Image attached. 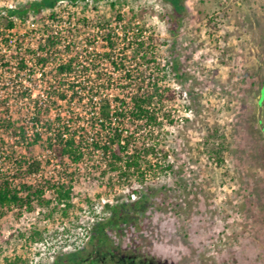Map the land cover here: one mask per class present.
I'll list each match as a JSON object with an SVG mask.
<instances>
[{
	"label": "rangeland",
	"instance_id": "1",
	"mask_svg": "<svg viewBox=\"0 0 264 264\" xmlns=\"http://www.w3.org/2000/svg\"><path fill=\"white\" fill-rule=\"evenodd\" d=\"M172 1L102 0L84 11L109 29L144 31L153 39L165 66L151 74L163 82L168 100L164 129L154 136L167 156L164 168L129 198L116 180L95 175L96 163L81 168L66 163L60 173L73 178L75 210L69 218L51 214L57 205L51 189L46 195L51 207L35 204L32 212H8L0 218L1 264H70L72 257H87L95 250L94 225L107 223L116 204L140 199V210L128 205L127 222L106 229L94 258L103 252L106 264L122 258L152 264H264V133L258 120L264 0H182L183 12ZM68 109L58 106L51 120ZM71 116L63 121H82ZM47 149L44 141L24 155L48 159ZM53 171L46 164L48 177L34 184H56L49 177ZM36 230L41 238H34Z\"/></svg>",
	"mask_w": 264,
	"mask_h": 264
},
{
	"label": "built area",
	"instance_id": "2",
	"mask_svg": "<svg viewBox=\"0 0 264 264\" xmlns=\"http://www.w3.org/2000/svg\"><path fill=\"white\" fill-rule=\"evenodd\" d=\"M30 1L35 0H25V2H22V0H0V57L4 58L0 62V90L5 94L3 98H0V168L6 175L8 174L6 168H11L12 172L9 173L11 178H14L18 165L24 163V153L28 152V141L22 139L21 130L14 132L12 129H7L6 125L7 123H15L18 128L25 127L27 140L31 139L33 141L36 134H42L41 141L36 143L34 147L44 141L48 144L47 140L52 137L54 130L46 131L43 123L38 125L35 122L33 106L37 100L45 102L48 99L47 90H49V86L58 85L60 82L110 86V99L123 98L124 96L121 92L123 87L115 88V85H123L124 87L130 85L129 90L131 91L133 87L142 83L147 86L156 83L159 88L164 90L163 82L160 79L157 80V75L151 74V72L160 71V69L162 71L165 66L161 64L162 60L158 58L155 52L156 49L153 47L151 36H146L147 33L144 31L135 33L127 29L121 32L112 28L109 29L110 26L104 25L100 18H90L85 14V10L91 9L93 6L96 7L102 3V0L98 3L86 0L75 5L68 1H61L53 10L46 9L43 12V16L46 19L42 22H39L32 12L29 13L27 22H23L18 16L11 14V12L16 11ZM52 12L56 13L55 19L49 18ZM10 22L13 23L11 28L8 27ZM124 23L122 18L119 19L120 29H123ZM24 27H26V30L23 31ZM137 35H140L138 40L136 39ZM109 36H111L110 41L108 40ZM50 37H57L60 41L55 49L46 47V41ZM110 42H114V47L110 45ZM137 42H143L145 46L139 48ZM120 45L123 46L121 49L118 48ZM41 56L48 58V62L38 64V57ZM72 58L76 59L74 67L79 72L72 77L56 78L55 69L61 63H66ZM22 61L26 64L24 70H20L19 67ZM138 62L141 63L139 67H137ZM115 75L119 77V80L112 78ZM14 86H18V90L23 86V89L26 88L28 90V94L22 96V94L18 93L21 90H14ZM38 88L39 96L35 94ZM115 91L118 92L117 96L112 94ZM94 101L97 100L95 99ZM167 101L166 99L164 100L162 112L159 116V122L162 123V127L156 130L147 127L136 133L138 137L143 136L142 138L148 140L149 145L152 144V141L157 142L159 138L154 136L160 137L164 129L165 115L163 114V109ZM59 102L61 106H66L63 101ZM88 103L89 100L84 99L83 104H85V107ZM153 106L159 108L158 106L160 105L157 104V99H155V105ZM15 107H18V110ZM72 108H69L65 114L62 112V117L64 115H72L71 117L73 118L80 115L82 121L79 124L83 126H86L94 115L93 112H86V109L82 111L79 107L74 106ZM55 109H53L52 114H54ZM74 113L76 116L73 115ZM52 114L48 119L51 122H55L57 118L51 120ZM62 117V123H76L63 121L65 118ZM143 123L144 121L142 120L136 121L133 126H130L131 123H129L130 128L127 130L134 132L136 127ZM86 137L89 140L92 139L93 133L88 134ZM47 150V154L50 157L48 159L47 156H44L43 159L26 158L25 162L33 163L36 161L40 163L39 171L27 177V179L33 180V182L29 183L34 184L37 179L48 177L47 173H43L46 164L53 166L56 170L49 173L51 179H55L57 183L61 181L62 184H69L67 178L60 173L66 163H71L80 168L84 164L96 163L97 169L95 171H97V174L95 175L109 178V180L113 181L116 180L119 183L118 187L127 196L129 194V198L134 197V194H138L135 193L138 190L136 186L144 187L146 181L160 174V169L164 168L165 158L167 157L160 152L158 144L155 153L147 157V162H142V170L145 171L144 177L135 175L129 178H121L117 172L110 170L108 162L102 159L101 151H91L90 153H92L93 157L90 159L85 158L80 164H73L68 158H65L64 163H61L49 146ZM13 151L15 154H12ZM26 167L27 165L22 169V172L26 170ZM104 172L106 173L105 176L103 175ZM59 174L61 176H58ZM22 179L23 176L15 180L19 183ZM50 193L51 191L48 190L46 195ZM53 196H55L54 193Z\"/></svg>",
	"mask_w": 264,
	"mask_h": 264
},
{
	"label": "trees",
	"instance_id": "3",
	"mask_svg": "<svg viewBox=\"0 0 264 264\" xmlns=\"http://www.w3.org/2000/svg\"><path fill=\"white\" fill-rule=\"evenodd\" d=\"M61 1H68L75 5L86 0H35L26 3L16 11L11 12V14L21 18L23 22H27L29 13L32 12L37 20L42 22L46 19L43 16V12L46 9L53 10ZM92 1L98 3L101 0ZM49 18L55 19L56 13L52 12ZM119 19H121L120 16ZM8 27H13V23L10 22ZM139 37L140 35H137L136 39L138 40ZM110 39L111 36H109L108 40L110 41ZM151 41H153L152 38ZM59 43L60 41L57 37H50L46 41V47L55 49ZM110 45L114 47V42H110ZM137 46L143 48L145 43L137 42ZM3 60L4 58L0 57V62ZM46 62H48V58L38 57V64H45ZM75 62L76 59L72 58L66 63H61L55 69L56 78H66L76 75L79 71L74 67ZM19 67L20 70H24L26 68L25 62H20ZM84 73L86 72L84 71ZM13 89L18 90V86H14ZM129 89L130 85L123 87L121 91L124 95L123 98L110 99V86L104 87L77 83L66 84L61 82L58 85L49 86V90H47L48 99L45 102L37 100L34 103V120L38 125L43 123L46 131L54 130L52 137H49L47 140L48 146L61 163H64L65 158H68L73 164H80L85 158L90 159L93 157L92 153H90L91 151H101L102 159L108 162L110 170L117 172L119 177L129 178L135 175L144 177L145 171L142 170V162H147V157L155 153L158 144L152 141V144L149 145L148 140L142 138L143 136L138 137L136 133L147 127L154 130L162 127V123L159 122V116L162 112L166 94L165 90L159 88L156 83L150 86L142 83L133 87L131 91ZM19 90L21 91L18 93L22 94V96L28 94V90L26 88L23 89V86ZM127 90L128 92H126ZM171 96L173 97L174 95L171 93ZM84 99L89 100L86 107L83 104ZM95 99L97 101H94ZM155 99H157V104L160 105L158 106L159 108L153 106L155 105ZM59 101H63V104L70 109H73L72 107L75 106L81 108L82 111L86 109V112H93L94 115L86 126L79 124V122L74 124L70 122L62 123V112H59L55 122H51L48 117L52 114L54 108L61 106ZM78 117L80 118V115ZM141 120L144 123L140 126L136 125L137 127L134 132L127 130L131 125H135L136 121ZM129 123H131L130 126ZM6 127L7 129H12L14 132L21 130L22 139L28 141V152L42 139V134H36L33 141L31 139L27 140L26 128H18L15 123H7ZM91 133H93V138L89 140L86 136ZM12 154H15V152L13 151ZM26 165V170L22 172V169ZM150 166L152 168V164ZM39 168V162H24L18 165L14 178H11L10 174L6 175L2 171V168H0V218H3L13 209L32 212L35 204L51 207L53 202L46 196V192L51 189L57 201V205L54 206V210L51 211L53 213L51 214L60 212L61 217L69 218L70 213L76 208L73 204V186L70 182L72 178L67 176L69 184H62L61 181L56 184H51V181L39 184L27 182V177L39 171ZM103 175L105 176L106 173L104 172ZM22 176L24 177V181L16 184L15 179ZM142 203V199H140L131 204L121 203L111 207L112 218L107 223H97L93 227L97 234L95 239L91 240V244L95 248L94 251H96L98 243L106 241L104 234L107 228L127 222L126 213L129 212L128 205L134 210H140L143 207ZM62 205H65V207L62 208ZM35 236L41 238L43 233L40 230H36L34 238ZM94 251L89 253L87 257L70 258V264H106L105 253L100 252V258H94L93 256L96 253Z\"/></svg>",
	"mask_w": 264,
	"mask_h": 264
},
{
	"label": "flooded vegetation",
	"instance_id": "4",
	"mask_svg": "<svg viewBox=\"0 0 264 264\" xmlns=\"http://www.w3.org/2000/svg\"><path fill=\"white\" fill-rule=\"evenodd\" d=\"M172 2L175 5L177 4L176 7H177V10L179 12H183L184 11V8H181L182 0H173ZM120 262L122 264H152L151 261L145 260V259H140V258L139 259H137V258H128V259L122 258L120 260Z\"/></svg>",
	"mask_w": 264,
	"mask_h": 264
},
{
	"label": "water",
	"instance_id": "5",
	"mask_svg": "<svg viewBox=\"0 0 264 264\" xmlns=\"http://www.w3.org/2000/svg\"><path fill=\"white\" fill-rule=\"evenodd\" d=\"M263 102H264V86L261 90V96L259 99V114H258V120L261 127L262 132L264 133V124L262 121V113H263Z\"/></svg>",
	"mask_w": 264,
	"mask_h": 264
}]
</instances>
